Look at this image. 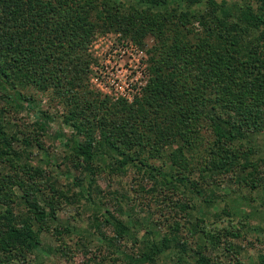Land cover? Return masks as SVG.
<instances>
[{
	"label": "trees",
	"instance_id": "obj_1",
	"mask_svg": "<svg viewBox=\"0 0 264 264\" xmlns=\"http://www.w3.org/2000/svg\"><path fill=\"white\" fill-rule=\"evenodd\" d=\"M111 29L139 45L152 40L147 83L130 103L100 99L87 83V47L96 30ZM29 88L63 106L72 134L56 136L83 169L78 187L94 184L96 161L112 172L132 165L162 195L187 198L180 206L194 217L198 264H210L200 254L208 248L234 249L228 239L240 232L206 219L211 210L233 214L221 202L253 200L245 189L264 195V0H0V201L5 189L20 191L0 211V264H42L29 258L64 196L32 164L56 117L34 110ZM24 109L36 112L31 128L12 122ZM106 221L115 239L137 240L138 225ZM149 230L144 248L127 256L135 264L157 262L171 244L186 252L175 234ZM113 237L100 233L108 244Z\"/></svg>",
	"mask_w": 264,
	"mask_h": 264
},
{
	"label": "rangeland",
	"instance_id": "obj_2",
	"mask_svg": "<svg viewBox=\"0 0 264 264\" xmlns=\"http://www.w3.org/2000/svg\"><path fill=\"white\" fill-rule=\"evenodd\" d=\"M151 43L149 37L146 44L139 45L123 32L96 30L87 47L91 55L87 83L91 91L100 99L105 98L111 102L120 99L132 102L133 97L139 96L147 83L146 47ZM26 92L32 94L34 110L40 108L56 117L51 131L42 136L41 140L48 156L35 148L32 164L40 166L45 171L43 177L53 181L64 195L60 197L57 219L50 222L48 230L40 232L41 251L32 254L30 261L42 264H135L127 256L135 255L144 248L146 229H151L149 231H153L156 237H171L175 234L177 241L186 245V252L171 244V250L168 248L157 262L149 264H198V235L193 231L191 223L195 222L194 217H190L187 210L180 206V202H188L187 198L175 195L168 198L162 195L132 165H127L125 172H112L98 161L93 163L96 167L94 184L89 187L85 179L83 188L78 187L74 183L75 178L83 177V169L74 166L72 152L61 146L56 136L57 132L67 136L72 134V129L62 120V104L49 101L47 95L37 90L29 88ZM121 93L130 95V100ZM35 113L24 109L12 116V122L20 128H31ZM150 161L157 166L162 162ZM47 187L41 185L48 198L52 194ZM215 189L219 192L217 185ZM5 191L7 195L3 196L5 201H0V211L5 209L10 196L17 198L20 193L17 186ZM243 193L254 199L241 198L236 203L227 200V205L225 202L220 203L219 209L228 206L232 215L216 216L212 210L208 214L206 220L209 226L240 232L239 237L227 238L235 243L233 250L224 249V244H221L220 247L200 252L209 258L210 264H259V256L264 253V195L247 189ZM112 217L138 225L134 230L137 240L129 235L115 239L112 225L106 221ZM100 233L107 238L113 237L112 244H108L107 238L100 239ZM222 236L221 239H224Z\"/></svg>",
	"mask_w": 264,
	"mask_h": 264
},
{
	"label": "built area",
	"instance_id": "obj_3",
	"mask_svg": "<svg viewBox=\"0 0 264 264\" xmlns=\"http://www.w3.org/2000/svg\"><path fill=\"white\" fill-rule=\"evenodd\" d=\"M116 94V93H115ZM122 94V96H124V97H127L129 100H130V95H126V94H124V93H121ZM117 95V94H116Z\"/></svg>",
	"mask_w": 264,
	"mask_h": 264
}]
</instances>
